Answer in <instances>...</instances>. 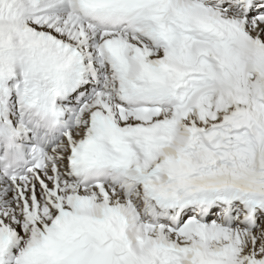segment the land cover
<instances>
[{"label":"snow or ice","instance_id":"obj_1","mask_svg":"<svg viewBox=\"0 0 264 264\" xmlns=\"http://www.w3.org/2000/svg\"><path fill=\"white\" fill-rule=\"evenodd\" d=\"M0 264H264V0H0Z\"/></svg>","mask_w":264,"mask_h":264}]
</instances>
